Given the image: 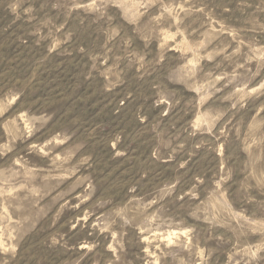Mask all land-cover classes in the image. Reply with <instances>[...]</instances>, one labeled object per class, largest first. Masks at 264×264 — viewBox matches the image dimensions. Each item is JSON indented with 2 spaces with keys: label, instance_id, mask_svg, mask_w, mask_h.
Masks as SVG:
<instances>
[{
  "label": "rangeland",
  "instance_id": "1",
  "mask_svg": "<svg viewBox=\"0 0 264 264\" xmlns=\"http://www.w3.org/2000/svg\"><path fill=\"white\" fill-rule=\"evenodd\" d=\"M0 264H264V0H0Z\"/></svg>",
  "mask_w": 264,
  "mask_h": 264
},
{
  "label": "bare ground",
  "instance_id": "2",
  "mask_svg": "<svg viewBox=\"0 0 264 264\" xmlns=\"http://www.w3.org/2000/svg\"><path fill=\"white\" fill-rule=\"evenodd\" d=\"M170 235V234H169Z\"/></svg>",
  "mask_w": 264,
  "mask_h": 264
}]
</instances>
